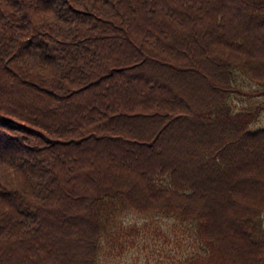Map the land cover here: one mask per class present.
<instances>
[{"label":"trees","instance_id":"1","mask_svg":"<svg viewBox=\"0 0 264 264\" xmlns=\"http://www.w3.org/2000/svg\"><path fill=\"white\" fill-rule=\"evenodd\" d=\"M234 53L264 63V0H0V264H96L119 210L173 196L176 264H264V142L235 152L264 137L225 102L264 64Z\"/></svg>","mask_w":264,"mask_h":264},{"label":"rangeland","instance_id":"2","mask_svg":"<svg viewBox=\"0 0 264 264\" xmlns=\"http://www.w3.org/2000/svg\"><path fill=\"white\" fill-rule=\"evenodd\" d=\"M233 56L232 59L244 61L247 65L252 61L264 64L260 59L244 53H234ZM252 73L254 75L250 76L236 65L231 68L232 77L230 85L226 86L229 92L225 102L233 115L239 111H249L250 117L245 127L259 130V138L264 137V68ZM253 142L262 143L264 140L238 144L235 152L239 160L247 159L249 151L254 155ZM248 163L253 164L251 158ZM190 201L193 203L199 199ZM169 202L172 205L157 210H152V206L148 210L131 207L119 210L100 238L96 264H176L181 256L196 251L195 223L187 220L182 210L177 208V204L182 202L179 196L169 198ZM232 205H235L234 202ZM259 219L260 225H264V209Z\"/></svg>","mask_w":264,"mask_h":264}]
</instances>
